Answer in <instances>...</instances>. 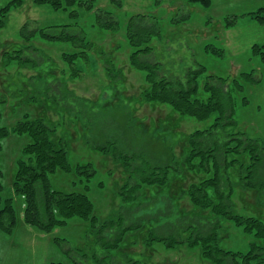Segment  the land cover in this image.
Instances as JSON below:
<instances>
[{"label": "rangeland", "instance_id": "rangeland-1", "mask_svg": "<svg viewBox=\"0 0 264 264\" xmlns=\"http://www.w3.org/2000/svg\"><path fill=\"white\" fill-rule=\"evenodd\" d=\"M10 1L0 0V9ZM91 3V8L85 3L80 8L54 11L24 0L3 18L0 128L8 132L0 138V185L2 196L11 198L15 219L10 232L6 224H0V264H95L94 256L99 253L89 224L80 218L69 219L44 234L23 221L24 200L14 194L13 179L17 162L25 158L29 138L15 133L14 128L38 115L54 127L57 140L68 144V160L73 166L70 173L50 175V187L70 189L76 177L74 163H91L96 173L90 183L82 176L83 182L76 180L79 185L75 184L79 188L89 185V197L97 212L110 218L130 205L134 218L140 220L142 228L128 234L121 244V248L133 250L129 259L148 264H206L196 251L184 246L167 250L155 244L148 250L140 244L153 228L164 231L166 222L175 221L178 212L179 218L196 215L182 192L192 183L184 164L187 145L196 130L212 124L221 113L216 111L208 122L197 121L165 103L147 102L145 74L131 64V46L151 48L152 53L141 54L140 60L158 64L160 73L169 80L183 79L187 71L204 67L197 78L198 97L208 96L203 90L209 80L218 89L221 110L228 116L221 124L234 122L232 126L264 145V63L251 52L254 44H264V24L247 15L264 6V0H210L207 9L187 0H91L87 4ZM232 15L237 16L235 24L226 26ZM49 29L72 39L39 37V30ZM82 50L85 54L73 65L62 62L64 53ZM19 56L31 57L37 66L20 63ZM250 72L251 80L240 77ZM209 75L216 79H209ZM59 83L66 84L78 98L74 108L60 109L48 99L45 92L50 88L58 93L53 85ZM30 96L38 97L37 104L28 102L34 101ZM219 135L223 138L222 131ZM123 154L131 155V162L137 165L181 164L182 170L180 174L171 170L164 185L144 186L139 200L124 206L116 195L131 175V169L123 164L129 159L120 157ZM230 175L233 180L238 178L235 172ZM169 199L172 213L165 207ZM235 202L244 215L264 216V197L244 191ZM223 225L227 227L222 234H226L223 246L246 253L250 238L240 227L228 222ZM117 251V256L123 252L120 248Z\"/></svg>", "mask_w": 264, "mask_h": 264}, {"label": "trees", "instance_id": "trees-1", "mask_svg": "<svg viewBox=\"0 0 264 264\" xmlns=\"http://www.w3.org/2000/svg\"><path fill=\"white\" fill-rule=\"evenodd\" d=\"M86 1L33 0L36 5L47 6L54 11L80 8L85 3L87 8H91L92 3L87 4L91 0ZM23 2L24 0H11L7 6L0 9V28L5 25L3 18L7 17L10 8L22 5ZM187 3L199 4L205 9L210 7V0H187ZM247 15L264 24V6L248 12ZM230 17L232 20L226 26L235 24L237 16ZM52 31L54 30H39V37L50 41H64L62 36L72 39L70 35L55 34ZM138 47L136 44L134 47L131 46L133 51L129 59L135 68L145 74L144 81L147 88L144 98L147 102L165 103L179 114L195 118L197 121L208 122L216 111L221 113L213 119L212 124L206 125L203 130H196L187 145L188 154L184 164L189 171L187 179H192V183L182 192L195 208L196 215L179 218L180 212H178L175 221L166 222L164 231L153 228L147 233V237L141 241L140 246L148 250L155 244L162 245L167 250L184 246L190 251H196L199 260L206 264H264V216L244 215L235 202L238 194L244 191L264 197V145L259 144L258 139L247 137L238 126H232L234 122L231 125L221 124L228 116L221 110L218 89L209 83V80L205 82L203 90L208 93V96L198 97L197 78L204 67H201V70L187 71L183 79L169 80L160 73L158 64L140 60L141 54L152 53L151 48ZM251 52L264 63V44H254ZM82 54H85L83 50L80 53L75 51L64 53L61 56L62 62L73 65L75 59ZM24 59H20V63L37 66L31 57ZM252 75L251 72L242 73L240 77L251 80ZM208 78L216 79L210 75ZM217 80L225 81L219 78ZM233 82L237 83V80ZM58 85H53L58 93H54L50 88L45 92L48 99L54 101L60 109L69 110L78 105L79 100L73 91L68 90L66 84ZM28 98L34 100L28 101L29 103L37 104L38 97ZM229 118L232 119V113ZM221 131L223 138L219 135ZM7 132V129L0 128V138ZM14 132L29 138V143L24 148L25 158L17 162L13 179L14 194L21 196L24 200L23 221L26 225L35 227L44 234L49 233L56 226L65 225L69 219L77 217L89 224V233L95 236V248L99 250V253L94 256L95 264H148L129 259L127 256L133 250L121 248L128 234L142 228L139 224L140 220L134 218L135 214L131 212L129 204L139 200L141 191L145 190L144 186L154 184L161 186L164 182L167 183L171 170L175 174H180L181 164L176 167L159 166L153 162L137 165L131 162V155H121L120 157L129 159L124 160L123 164L131 169L129 170L131 175L128 176L121 190L118 188L116 195L124 206H129L122 207L121 212L108 218L97 212L89 197V185H83L80 189L75 184L79 185L76 180L83 182L82 176L86 183H90L96 173L91 163H74L76 177L70 189L53 190L50 187V175L57 172L70 173L73 168L68 160V144L56 139L54 127L49 126L38 115L32 120L17 123ZM205 135L207 138L204 140L202 137ZM99 150L106 152L105 148ZM229 172H235L238 178L233 180ZM1 193L0 185V224H6L8 227L6 230L10 232L14 225V210L11 198H4ZM261 199L263 198H260V201ZM169 202L165 207L171 211V200ZM182 208L184 209L183 206ZM144 215L148 217V214L144 213ZM225 222L234 227H240L242 232L250 238L246 253L234 252L223 246L226 240L224 238L226 234L222 236L227 228L223 225ZM118 248L123 251V254L120 253L119 256H117Z\"/></svg>", "mask_w": 264, "mask_h": 264}]
</instances>
